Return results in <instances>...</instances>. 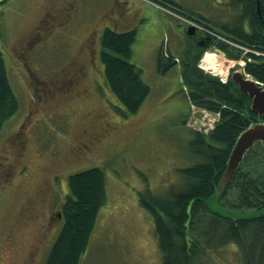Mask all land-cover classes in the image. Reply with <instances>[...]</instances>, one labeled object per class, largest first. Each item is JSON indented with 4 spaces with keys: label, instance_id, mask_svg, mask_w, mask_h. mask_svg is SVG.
<instances>
[{
    "label": "rangeland",
    "instance_id": "rangeland-1",
    "mask_svg": "<svg viewBox=\"0 0 264 264\" xmlns=\"http://www.w3.org/2000/svg\"><path fill=\"white\" fill-rule=\"evenodd\" d=\"M146 1L153 12L150 7L132 8L127 0L0 2V47L20 100L17 112L0 129V264H45L61 225L47 229V218L65 209L70 174L93 166L106 173L107 200L80 264H162L154 218L141 198L181 189V167L202 160L190 139L196 131L214 128L220 114L188 100L187 88L183 90L187 59L180 57V66L176 62L160 71L157 57L163 51L165 60L168 44L175 43L176 21L188 25L190 19L215 31L225 22L250 25L242 17L243 5L232 0H176L180 10L160 0ZM140 13L150 18H140ZM165 14L172 17V27L162 25V33L153 17L163 20ZM109 25L119 31L137 30L129 60L143 69L151 91L133 114L114 106L119 102L103 79L100 41ZM223 46L229 47L230 56L217 50ZM244 52L220 38L201 52L199 64L205 74L228 81L234 69L246 65L243 57L264 56ZM23 59L36 77L28 75ZM257 151L249 152L238 174L264 181V148ZM235 184L221 200L231 209L242 197ZM213 227L205 218L194 235L204 244L213 236ZM251 236L246 233L244 249L233 242L211 247L201 264L261 259L262 250L255 249Z\"/></svg>",
    "mask_w": 264,
    "mask_h": 264
},
{
    "label": "trees",
    "instance_id": "trees-1",
    "mask_svg": "<svg viewBox=\"0 0 264 264\" xmlns=\"http://www.w3.org/2000/svg\"><path fill=\"white\" fill-rule=\"evenodd\" d=\"M160 1L167 6L170 4V8L179 9L180 4L176 0ZM232 1L243 5L242 17H245L250 27L225 22L221 25L222 30L216 32L219 31L251 49L258 48L264 51V0H260V12L256 0ZM1 32L0 25V34ZM136 36L135 28L119 31L109 25L104 27L100 41L103 47L100 51L103 79L110 94L119 102L114 106L120 112L129 114L142 107L151 91L150 84L143 78V69L129 60L133 55ZM223 47L230 56L229 47ZM201 52L188 56V61L184 63L183 90L184 87L187 88V98L190 102L217 111L220 119L209 132L196 131L190 139L191 148L202 160L191 166L181 167L184 177L181 189L172 190L167 196L159 197L151 194L149 199L143 196L141 200L154 218L153 226L159 239L162 264H201L202 260H206V252L211 247L230 242L240 244L241 249H244L246 233L252 235L251 239L256 243L255 249L257 251L261 249L263 255L259 260L252 256L246 258L247 264H262L264 262L263 177L255 178L250 174L247 176L238 174L241 163L227 186L228 188L236 183L235 186L241 189V201L237 206H233L234 210L225 207L221 200L226 194V188L225 193L218 197V201L221 208L230 215L224 216L220 212L213 211L211 206L215 203L212 197L237 137L246 127L261 121L260 118L264 117H260L257 112L250 109L251 101L248 93L241 91L236 82L230 78L228 81H222L205 74L204 69L198 64ZM162 53L163 51L157 57L158 69L165 71L177 61L172 54L166 55L167 58L164 60L165 55ZM251 55L256 56L253 52ZM246 69L252 76L264 81V62H248ZM19 107L20 100L12 87L7 60L0 47V129L4 121L14 115ZM256 143L258 145L254 144L246 153V160L249 152L255 153L258 148V154L264 148L260 142ZM255 145L257 148H254ZM68 186L70 188L64 203L65 209L60 211L62 215L59 223L60 231L48 251L45 264L81 263L80 260L90 244L99 210L107 200L106 173L99 166L71 173ZM205 218H209L214 223L212 228L214 230L213 236L203 244L194 234L199 223ZM222 224H224L223 230H219ZM205 228L206 226L201 227L199 231H206Z\"/></svg>",
    "mask_w": 264,
    "mask_h": 264
},
{
    "label": "water",
    "instance_id": "water-1",
    "mask_svg": "<svg viewBox=\"0 0 264 264\" xmlns=\"http://www.w3.org/2000/svg\"><path fill=\"white\" fill-rule=\"evenodd\" d=\"M256 1L258 2L259 11L261 2L260 0ZM187 27V34L190 36L194 35L198 29V27L194 25H188ZM211 41L212 37L208 36V39L204 40L203 43L208 44ZM230 79L238 84V87L241 91L248 93L251 101L250 109L253 112H257L260 117H264V86L258 84L256 79L246 76L243 69L240 68L234 69L231 72ZM257 141H260L262 144H264L263 121H256L254 124L246 127L237 137L234 143V148L229 155L228 163L220 177V181L216 186V191L212 197V199L215 201V203L211 206L213 211L220 212L224 216L230 215L228 212L225 213L222 211L223 209L220 206L218 197H221L225 193V189L231 181L235 170L239 168L240 164L246 157V153L254 146Z\"/></svg>",
    "mask_w": 264,
    "mask_h": 264
},
{
    "label": "crops",
    "instance_id": "crops-1",
    "mask_svg": "<svg viewBox=\"0 0 264 264\" xmlns=\"http://www.w3.org/2000/svg\"><path fill=\"white\" fill-rule=\"evenodd\" d=\"M129 5L132 8H136V9H139L141 7H142V9L144 7L145 8L146 7H150L151 11L153 12V10H152L153 6H151L146 0L145 1H142V0L141 1L140 0H130ZM147 12H148V10H146V13ZM138 17H140V18L142 17L143 19L147 20V19L150 18V15L149 14L146 15L145 13H140L138 15ZM153 18H154L155 24H157L160 27V29L162 30V33L164 31L163 28H162V25L165 28L166 25H170L171 24V22H169V21L172 20V17H169V15H166V14L162 16L163 20H161L158 17H153ZM175 25L178 28L176 33L174 34V37H175L176 41H175V43H173L171 45H170V43L168 44L169 53L172 54L173 56L177 55V56H179V58L183 57L185 60L187 59L188 56L191 57L194 54H198V52L200 50L198 49V46L196 45V41L194 39L189 38L186 35V28H187L186 26L187 25L184 24L185 25L184 26L182 24V22H177V21H176ZM135 30H136V28H135ZM161 30H160V32H161ZM161 37H160V39H161ZM182 37H185V38H182ZM178 66H180V63H178ZM178 66H176V69H174V72L178 71ZM143 76H144V73H143Z\"/></svg>",
    "mask_w": 264,
    "mask_h": 264
},
{
    "label": "flooded vegetation",
    "instance_id": "flooded-vegetation-1",
    "mask_svg": "<svg viewBox=\"0 0 264 264\" xmlns=\"http://www.w3.org/2000/svg\"><path fill=\"white\" fill-rule=\"evenodd\" d=\"M126 1V0H125ZM130 2V0H127V3H129ZM186 32H187V28H186ZM208 36L209 35H207V33L205 32V31H203L202 29H197V31H196V33L194 34V35H192V36H188L189 38H191V39H194L195 41H196V45L198 46V49L200 50L199 52H201V51H204L205 49H207L208 48V46L212 43V42H214L215 41V38L214 37H212L211 35H210V37H212V41L210 42V43H208V44H205V43H203V41L204 40H206V39H208ZM36 39H33V40H31L30 42H29V44H28V47L31 49L32 47H33V43H34V41H35ZM92 41V40H91ZM93 42V41H92ZM94 45L95 44H92L91 45V48H92V50L94 51ZM198 52V53H199ZM21 58V57H20ZM24 61H23V64L22 65H24L25 66V59H23ZM259 62H261V63H263L264 62V57H263V59L261 58L260 60H259ZM199 63V62H198ZM28 64V63H27ZM92 64H94V61L92 62ZM246 67L247 66H243V69H244V73L245 72H247V69H246ZM25 68H26V71L28 72V75L30 74L31 76H32V78H34V77H36L35 76V74H34V71L30 68V67H28V66H25ZM246 74V73H245ZM30 76V77H31ZM252 76V75H251ZM254 76V75H253ZM38 80V78H35V81H37ZM264 82V81H263ZM263 86H264V83H263ZM261 119V121H263L264 122V118H260ZM257 142H260V141H257ZM261 143V142H260ZM256 144V143H255ZM262 144V143H261ZM263 146H264V144H263ZM54 214H53V212H51V214L49 215V217L47 218L48 219V221H47V223L45 224V228H47L48 229V227L49 226H54L53 224L54 223H59L60 221H61V218H62V215H61V212L59 211V212H57L56 213V216H55V218L57 219H55L54 218ZM55 227V226H54Z\"/></svg>",
    "mask_w": 264,
    "mask_h": 264
},
{
    "label": "built area",
    "instance_id": "built-area-1",
    "mask_svg": "<svg viewBox=\"0 0 264 264\" xmlns=\"http://www.w3.org/2000/svg\"><path fill=\"white\" fill-rule=\"evenodd\" d=\"M188 21H189L191 24H194V25H197V26L201 27L202 29H204V30H206L207 32L213 34L214 36L223 39L224 42H226V43H232V44H234V45H236V46H238V47H240V48L242 47V48L245 49V51L247 52V53L244 52V53H246V54H244V56H246L247 54H250V53H252V52L255 53V54H257V55H261V56L264 55V51H261V50L258 49V48H252V49H251V47H248V46H246V45H244V44H242V43H241V44H240L239 42L236 43V41L232 40L231 38L229 39V38H227V37L222 36L221 34H216L213 30L209 29L208 27H207V28H206V27H203V26H201V25H200L199 23H197V22L191 21V20H189V19H188ZM243 58H244V59H242L241 62H243L244 65L247 64V62H253V61H255V60L258 59L257 57H256V58H253V57H250V56H248V57H243ZM257 82L263 84V82L260 81V80H257Z\"/></svg>",
    "mask_w": 264,
    "mask_h": 264
},
{
    "label": "bare ground",
    "instance_id": "bare-ground-1",
    "mask_svg": "<svg viewBox=\"0 0 264 264\" xmlns=\"http://www.w3.org/2000/svg\"><path fill=\"white\" fill-rule=\"evenodd\" d=\"M222 58V57H221Z\"/></svg>",
    "mask_w": 264,
    "mask_h": 264
}]
</instances>
